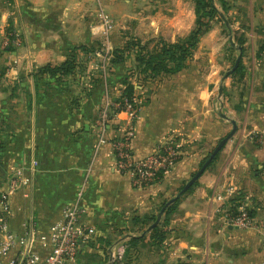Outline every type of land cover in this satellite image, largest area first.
Masks as SVG:
<instances>
[{
  "label": "crops",
  "instance_id": "0c3cea01",
  "mask_svg": "<svg viewBox=\"0 0 264 264\" xmlns=\"http://www.w3.org/2000/svg\"><path fill=\"white\" fill-rule=\"evenodd\" d=\"M226 1L231 10H249L256 37L251 68L243 54L244 81L249 82L233 111V120L241 117L246 127L237 130L192 190L177 200L165 226L166 240L156 247L147 234L151 219L181 192L231 128L222 116H212L205 91L193 95L191 83L177 80L188 67L153 81L130 79L139 99L145 97L135 125V159L168 141L182 150V158L159 182L136 188L128 174L117 171L113 148L125 133L128 114L110 106L108 120L100 125L107 104L115 105L122 96L132 63L111 65L106 57L103 66L95 64L103 52L94 42L110 33L97 12L152 26L156 35L149 41L178 34L180 21L162 13L185 5L180 0H0V193L10 196L14 234L25 236L31 226L47 232L63 208L82 194V225L93 235L82 245L77 264H111L117 248L140 236L146 239L133 249L131 264H264V233L241 230L225 218L240 204L238 210L246 205L264 221V0ZM145 8L154 15L142 17L139 10ZM127 9L138 18L128 16ZM5 31L8 46L2 49ZM133 38L144 42L141 36ZM81 46L96 53L79 50L71 75L41 71L61 66ZM18 172L28 183L12 190ZM164 220L163 214L159 224Z\"/></svg>",
  "mask_w": 264,
  "mask_h": 264
},
{
  "label": "built area",
  "instance_id": "2783aa9c",
  "mask_svg": "<svg viewBox=\"0 0 264 264\" xmlns=\"http://www.w3.org/2000/svg\"><path fill=\"white\" fill-rule=\"evenodd\" d=\"M106 31H111L115 24L106 14L100 16ZM103 110L100 125L108 120V108L114 106L127 113L129 120L124 135L114 141V156L117 171L128 174L136 188L142 189L153 185L160 171L167 174L179 159V147L173 143L163 147V152L155 153L136 160L133 155V140L136 136V121L139 118L140 100L134 103L123 99L120 103L107 104ZM103 141V139L101 140ZM28 182L23 179L22 172H18L11 180L10 187L17 190ZM233 191L229 190V193ZM81 196L76 202L65 206L59 221L53 224L47 232L37 231L31 226L29 232L22 237L13 233L10 226L11 199L7 193H0V264H77L82 245L93 235V229L82 225L86 214L81 205ZM219 201L224 197L219 196ZM221 211V210H219ZM228 224L241 230H254L264 233V221L251 216L247 206L238 210L236 215L226 213ZM127 246L116 249L112 255L111 264H125Z\"/></svg>",
  "mask_w": 264,
  "mask_h": 264
},
{
  "label": "rangeland",
  "instance_id": "374dc122",
  "mask_svg": "<svg viewBox=\"0 0 264 264\" xmlns=\"http://www.w3.org/2000/svg\"><path fill=\"white\" fill-rule=\"evenodd\" d=\"M178 1V0H177ZM182 4L185 5L181 7V10L176 6L175 10H163V16L166 15L167 19L177 18L180 21V32L178 34L166 35L163 38L168 41H178L179 39L185 38L193 30L196 25V12H195V0H180ZM231 4V3H230ZM218 8L221 10L220 5ZM244 7L241 10H228L226 13V22L221 19H216L212 22L211 30L205 35V38L199 45L198 49L194 53L193 61L186 69V72L177 80L185 81L191 83L192 94H198L200 91L206 92L209 100V109H214L212 116L214 118H221L220 113L227 116L224 119L225 127L233 129V125L230 120L235 118L234 109L235 106L241 104L242 91L245 92V86H247L249 80L245 81L233 80L228 77L223 81L226 73L233 69L234 61L238 58L240 52L238 51L237 39H241L245 36L246 39V50L244 62L246 67L251 68L252 58L251 50L255 44L254 34L251 31L252 26L248 19L249 10ZM134 10L127 9L126 14L128 16H135L133 14ZM167 12V13H166ZM236 12V13H235ZM142 17H150L154 15L153 9H143L139 10ZM104 13L103 10L97 12V16L100 18ZM108 15V14H106ZM109 16V15H108ZM138 18V15L135 16ZM142 19V18H141ZM115 29H112L108 33V37H100L95 40V48L101 49L102 54L100 58L95 60V64L98 66L100 62H106V57L111 53L116 47H121L125 38H133L135 36L142 37L143 41L146 43L156 33L153 32V27L148 25H141L140 22L127 24L128 22H119L118 19L114 20L112 18ZM136 22V19H132ZM131 22V21H130ZM8 32L5 31L4 39L1 42V48L4 49L8 46ZM232 36L233 41L236 46L231 48L230 37ZM258 46V41H257ZM95 58V57H94ZM98 60V61H97ZM243 60V59H242ZM106 64V63H105ZM100 66H103V64ZM168 78V77H167ZM169 79V78H168ZM168 79H166L168 81ZM224 84L222 94L219 93V88L221 84ZM227 83V85H226ZM247 92V91H246ZM146 96V95H145ZM141 102H145V97L140 96ZM248 98V96H247ZM246 123L240 117L237 121L238 131L245 129ZM228 129V130H229ZM229 132V133H230ZM228 133V134H229ZM227 134V135H228ZM226 135V136H227ZM225 136V137H226ZM254 140L256 138L252 137ZM170 143L176 144L174 141H168L163 146L169 145ZM179 147V146H178ZM213 148L211 149V151ZM179 160L182 158V150L179 148ZM133 262L132 258L129 260L126 257V264H131Z\"/></svg>",
  "mask_w": 264,
  "mask_h": 264
},
{
  "label": "trees",
  "instance_id": "16d2710c",
  "mask_svg": "<svg viewBox=\"0 0 264 264\" xmlns=\"http://www.w3.org/2000/svg\"><path fill=\"white\" fill-rule=\"evenodd\" d=\"M218 4L221 10L218 8ZM230 9L226 0H195V12H196V25L193 30L186 36L178 40L177 42H169L164 39L149 40L146 43L140 39H130L123 46L115 48L111 54L107 57L111 65L132 63V68L129 69V79L124 82L125 90L122 96L114 103H120L123 105V99H127L128 102L134 103L139 99L137 95L138 90L130 79L136 78L143 81H153L163 76L175 75L183 71L188 67L193 60L194 53L198 49L202 39L211 30L212 22L216 19H221L226 22V13ZM237 46L241 47L242 59L245 53L246 39H237ZM232 47V44H231ZM233 49V47H232ZM83 51L88 54L96 53V50L86 46L76 48L73 55L59 67L47 65L41 68L42 72L49 73L52 76L58 74L62 76L71 75L78 66V51ZM264 51V48L261 49ZM237 60V59H236ZM234 61L233 68L236 64ZM234 81H243L246 77V67L241 60L238 68L229 76ZM139 107V106H138ZM115 113H120L121 109H114ZM163 152V147L160 148ZM218 157V156H217ZM217 157L213 160L209 167H211ZM209 169V168H208ZM164 177V171H160L157 175L155 183L159 182ZM154 183V184H155ZM197 183V182H196ZM192 190V187L189 191ZM181 191V190H180ZM179 191V192H180ZM234 202V200H233ZM178 201L166 206V203L162 208H165L164 216L165 220L163 224H159L153 229H149L147 234L150 235V241L153 246L161 247L166 240L167 231L165 226L169 224L171 216L175 213ZM240 204L232 206L231 213L236 215ZM162 210V209H161ZM251 216L252 213L250 212ZM157 217L151 219V225L155 224ZM140 219H135V222H139ZM147 230H144L146 232ZM146 239L145 237H132L127 247V258H132V251L138 247L141 242ZM131 247V248H130ZM126 264V262H125Z\"/></svg>",
  "mask_w": 264,
  "mask_h": 264
},
{
  "label": "water",
  "instance_id": "95a60500",
  "mask_svg": "<svg viewBox=\"0 0 264 264\" xmlns=\"http://www.w3.org/2000/svg\"><path fill=\"white\" fill-rule=\"evenodd\" d=\"M230 42L232 44V46H236L235 42L233 41L232 36L230 37ZM238 50L241 52V47H238ZM242 60V54H240L236 60V64L234 66V68L232 70H230L229 72L226 73L225 77L223 78V81L225 79H227L239 66L240 62ZM223 83L220 85L219 88V93L222 94L223 91ZM221 116L223 118H227V116H225L224 114L221 113ZM232 125H233V129L232 131L226 136L224 137L219 144L216 146V148L213 150V152L211 153L210 157L206 160V162L202 165V167L200 168V170L191 178V180L184 186V188L181 190V192L172 200H170L166 206H169L171 203H174L175 201H177L185 192H187L202 176L203 174L206 172V170L209 168L210 164L213 162V160L215 159V157H217V155L219 154V152H221V150L227 145V143L234 137V135L237 133V122L235 120H230ZM166 207L163 208V210L160 212L155 224L151 227V229H153L154 227H156L160 221L161 218L164 214Z\"/></svg>",
  "mask_w": 264,
  "mask_h": 264
}]
</instances>
